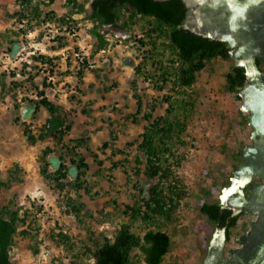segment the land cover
I'll use <instances>...</instances> for the list:
<instances>
[{
  "label": "rangeland",
  "instance_id": "obj_1",
  "mask_svg": "<svg viewBox=\"0 0 264 264\" xmlns=\"http://www.w3.org/2000/svg\"><path fill=\"white\" fill-rule=\"evenodd\" d=\"M90 1L0 0V182L6 183L0 186V209L10 206L21 218L26 215L20 230L32 234L16 236L12 262L89 264L94 258L85 251L91 239L113 238L123 223L133 222L127 207L140 199L144 185L150 186L145 164L136 158L148 125L145 115L153 112L154 117H180L186 124L184 132L169 141L170 161L185 196L171 220L157 218L152 226L172 239L162 264H203L217 228L200 207L220 199L235 166L243 163L246 146L253 144L249 113L226 85L234 60L214 58L191 88L174 89L161 76L159 61L171 66L175 54L160 31H151L160 27L157 20L141 15L130 19L124 12L118 24L128 21L129 26L100 28L108 45L95 52L98 22L88 18ZM80 4L88 13L74 12L73 20L62 23ZM260 69L264 72L262 62ZM136 95L142 99L140 110ZM44 97L62 108L72 128L62 138L48 135L32 144L25 130L39 137L50 117L44 106H37ZM27 105L36 108L24 118ZM47 147L50 156H63L67 166L79 155L86 160L89 169L81 190L61 189L41 174ZM48 169L54 173L56 167ZM73 182L71 176L63 180ZM256 182L263 179L254 177L246 194ZM69 197L85 205L80 217L69 206ZM255 220V215L240 214L224 247L227 257L230 249L241 246L236 239L247 234ZM133 229L143 235L148 227L138 220ZM59 233L68 240L60 244ZM133 259L143 261L138 249Z\"/></svg>",
  "mask_w": 264,
  "mask_h": 264
},
{
  "label": "trees",
  "instance_id": "obj_2",
  "mask_svg": "<svg viewBox=\"0 0 264 264\" xmlns=\"http://www.w3.org/2000/svg\"><path fill=\"white\" fill-rule=\"evenodd\" d=\"M73 1L75 4L77 0ZM23 2L31 4V0H23ZM76 10L71 11L68 16L64 17L61 20L62 23L73 20L72 15L74 12L88 13L84 4L78 5ZM124 12L130 14V19L141 15L153 17L159 23L160 27L151 31L153 33L160 31L165 37V46L175 54L171 66L159 61L162 70L161 76L164 82L170 81L174 89L191 88L197 82L199 72L212 59L220 57L228 60L231 58L229 55L230 49L227 47L226 42L197 35L184 27L187 8L182 0H95L93 2V12L88 13L89 19L98 22L93 30V34L98 40L95 52L105 50L108 45V39L100 31V28L103 25L118 24ZM120 26L121 28L128 27V21H124ZM153 44H155V48H158L155 42ZM257 62L261 66V60L258 59ZM136 73L141 74L140 66L136 67ZM78 75L82 77L83 70H80ZM225 77L228 90L236 93L237 98L241 100L238 93L246 84L245 69L235 66L234 62ZM136 96L140 110L142 99L140 96ZM167 102H170V99ZM183 102L188 105L187 101L183 100ZM37 106L38 108L44 106L50 113V117L39 137L33 135L29 129L25 130L27 138L32 144H35L38 140H44L48 135H58L62 138L71 130L72 123H68L67 117L63 115L60 106L47 97L42 98ZM145 118L148 125L142 134L143 139L138 145L140 154L136 158V162L145 164L144 174L150 186L147 192L145 185L142 187L140 199L133 206H128L126 213L131 211L132 221L141 220L148 227V230L143 235L137 233L133 229V222H130L123 223L115 232L113 238L105 235L90 238L92 244L87 247L85 253L90 254L94 261L89 264H162L164 257L172 248L171 236L167 232L155 229L152 226H154L153 224L157 218L171 220L177 204L185 196L181 180L175 177L173 162L170 161L169 141H172L176 134L180 136L184 132L186 124L180 117L175 120L170 119L169 116L154 117L153 112L147 113ZM134 120L138 121L137 118ZM51 152L50 147L43 151L41 174L47 179L57 181L61 189L71 186L76 191L81 190L85 185L84 176L89 169L86 160L79 155L78 159H72L71 166H67L63 156H50ZM50 166L56 167L54 173L49 171ZM235 167L238 169L239 165ZM138 170L140 171V169ZM69 176L74 177V182L63 183V180ZM225 184V187H228L231 181ZM4 185L6 183L0 182V186ZM251 193H248L247 197H250ZM68 203L75 215L80 217L85 205L77 203L72 197H69ZM200 211L208 217L217 229L227 227L228 240H230V229L237 225L240 215L233 216L230 209L222 206L220 199L204 202L200 207ZM26 221V215L21 218L19 212L12 210L10 206L0 209V264H14L10 252L18 234L25 237L32 236L29 231L20 230ZM92 234L94 235V233ZM57 236L60 240L62 239V241H59L60 244L63 243V240H68L64 233H59ZM136 249L143 256L142 262L133 259V252Z\"/></svg>",
  "mask_w": 264,
  "mask_h": 264
},
{
  "label": "water",
  "instance_id": "obj_3",
  "mask_svg": "<svg viewBox=\"0 0 264 264\" xmlns=\"http://www.w3.org/2000/svg\"><path fill=\"white\" fill-rule=\"evenodd\" d=\"M182 1L187 8L184 27L197 35L226 42L235 66L245 69L246 84L238 95L253 128V144L246 146L244 162L234 172L220 202L233 216L245 212L255 215L256 220L247 234L236 239L241 246L230 249V257L224 254L227 227L217 229L203 264H264V72L257 62L261 59L264 64V0ZM35 108L27 105L22 111L24 118ZM254 177L263 182L254 183L247 197L245 188Z\"/></svg>",
  "mask_w": 264,
  "mask_h": 264
},
{
  "label": "flooded vegetation",
  "instance_id": "obj_4",
  "mask_svg": "<svg viewBox=\"0 0 264 264\" xmlns=\"http://www.w3.org/2000/svg\"><path fill=\"white\" fill-rule=\"evenodd\" d=\"M95 0H92V1H90V8H91V11L93 12V2H94ZM116 25L117 26V28H121V26L119 25V24H116V23H113V24H108V25H103L102 27L103 28H109V27H115V26H113V25ZM116 28V27H115ZM261 60V59H260ZM262 62V61H261ZM254 187V186H253ZM253 190V189H252ZM247 195V194H246ZM227 236H228V230H227ZM227 241H228V239H227Z\"/></svg>",
  "mask_w": 264,
  "mask_h": 264
},
{
  "label": "bare ground",
  "instance_id": "obj_5",
  "mask_svg": "<svg viewBox=\"0 0 264 264\" xmlns=\"http://www.w3.org/2000/svg\"><path fill=\"white\" fill-rule=\"evenodd\" d=\"M226 192V191H225ZM222 194V193H221Z\"/></svg>",
  "mask_w": 264,
  "mask_h": 264
}]
</instances>
